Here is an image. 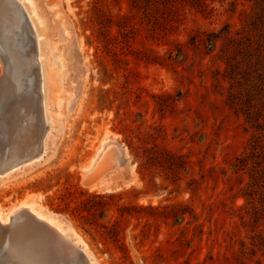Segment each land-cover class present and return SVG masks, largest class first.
Instances as JSON below:
<instances>
[{
    "label": "rangeland",
    "instance_id": "obj_1",
    "mask_svg": "<svg viewBox=\"0 0 264 264\" xmlns=\"http://www.w3.org/2000/svg\"><path fill=\"white\" fill-rule=\"evenodd\" d=\"M259 1L38 0L70 67L50 68L42 159L0 176V213L32 204L94 264H264L259 247L242 255L255 233L250 178L234 167L254 135L237 42ZM31 68L2 81L0 161L43 132Z\"/></svg>",
    "mask_w": 264,
    "mask_h": 264
},
{
    "label": "bare ground",
    "instance_id": "obj_2",
    "mask_svg": "<svg viewBox=\"0 0 264 264\" xmlns=\"http://www.w3.org/2000/svg\"><path fill=\"white\" fill-rule=\"evenodd\" d=\"M24 46L27 47V51L29 52L30 57L28 61L23 63V59H21L19 55L21 52H23ZM56 49L57 45L55 43V37L50 32L49 20L43 17V15L41 14V10L38 5V0H0V63L2 64L4 69L3 74L0 77V89L3 90L4 87V83L2 85V81L7 80V77H11L8 74H13V78H15V80L18 82L21 79L19 76L20 71L24 73H22L23 75H25V69L28 70V66H31V69L34 73L32 88L36 91L38 95L39 107L41 110L42 118L44 120V129L39 139V143L34 148V151H30L25 154H20V151L18 149H12L9 151V154H3V157L0 161V176L2 177H6V174H9L11 170L16 168L17 166H21L26 162L36 160V158L38 157L40 158V155L44 153V137L50 129V121L48 117V109L51 107V103L48 99L50 92V68L52 65L59 66L61 68V74L63 75L70 67L69 61L71 55H69V53H67V51L65 50L56 51ZM18 64H20L21 70H19L20 68ZM15 88L16 87L13 86L11 89L6 90V92H8V95L14 92L16 93L15 99L12 100L13 102H8V107L11 108L18 107V105H20L17 104V102H19V98H21L18 96L20 94V87H18V89L14 91ZM1 90L0 96H2ZM21 95L24 96L23 94ZM12 104L14 106H12ZM2 117L3 115L0 112V118ZM8 122H11L12 125H15L13 123H16V126L20 125V122L17 120H10ZM18 128H21V126H19ZM0 129H2L1 126ZM1 140L2 139H0V141ZM13 153L14 155H20L18 157L20 161H18V164L14 166L10 165L8 167L7 165L11 163L9 161V158L12 162H14L12 158ZM32 154L33 157L26 158ZM97 157L99 158L100 155H97ZM40 159H42V157ZM94 165H96V163H94ZM20 210H27L29 213L35 216L38 221L44 222L50 228H52L57 236L56 242L58 247L67 246L68 254L65 258L58 259L57 255L53 256L54 260L57 263L94 264L90 255L86 252V249L81 246L79 242L75 243L74 240H70L66 236L65 232L55 223L52 218H49L45 213L37 212L36 210H34L32 204H22L18 208L7 214L5 217L0 213V240L7 239V237L4 235L2 228L11 227L12 217ZM0 252V264H6L4 263L5 255L2 251ZM79 258L83 261H81Z\"/></svg>",
    "mask_w": 264,
    "mask_h": 264
},
{
    "label": "trees",
    "instance_id": "obj_3",
    "mask_svg": "<svg viewBox=\"0 0 264 264\" xmlns=\"http://www.w3.org/2000/svg\"><path fill=\"white\" fill-rule=\"evenodd\" d=\"M258 4L261 12L247 25L248 35L237 42L242 60L235 63L237 83L242 85L244 81L247 86L246 96L243 97L245 110L242 108V111L254 131L249 152L239 157L234 166L237 173H247L250 178L243 197L250 206L247 215L250 216L249 220L255 234L252 237V249H244L243 256L253 254L256 247H259L264 255V231L260 230V223L264 222V0H260ZM165 156L170 157L168 154ZM145 159L148 165L155 161L149 156H145ZM142 166H145V163L140 165V169ZM167 208L180 212L183 206L174 204ZM243 222L246 223L245 220ZM259 264H262L261 260Z\"/></svg>",
    "mask_w": 264,
    "mask_h": 264
},
{
    "label": "water",
    "instance_id": "obj_4",
    "mask_svg": "<svg viewBox=\"0 0 264 264\" xmlns=\"http://www.w3.org/2000/svg\"><path fill=\"white\" fill-rule=\"evenodd\" d=\"M29 157H33V154L26 158ZM18 161L20 159L10 161L7 166H14ZM2 230L7 239L0 240V251L5 255L6 264H60L53 256L62 259L68 254L67 246L58 247L55 231L27 210L17 212L12 217L11 227Z\"/></svg>",
    "mask_w": 264,
    "mask_h": 264
}]
</instances>
